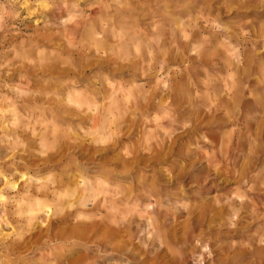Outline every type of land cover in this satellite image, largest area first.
Here are the masks:
<instances>
[{
	"label": "rangeland",
	"instance_id": "374dc122",
	"mask_svg": "<svg viewBox=\"0 0 264 264\" xmlns=\"http://www.w3.org/2000/svg\"><path fill=\"white\" fill-rule=\"evenodd\" d=\"M262 241L264 0H0V264Z\"/></svg>",
	"mask_w": 264,
	"mask_h": 264
},
{
	"label": "bare ground",
	"instance_id": "6f19581e",
	"mask_svg": "<svg viewBox=\"0 0 264 264\" xmlns=\"http://www.w3.org/2000/svg\"><path fill=\"white\" fill-rule=\"evenodd\" d=\"M76 102H77V105H78V106H82V103H83V102H81L80 99H77ZM93 102H94V101H93ZM95 105H96V104H95ZM88 107H89L91 110H97V109H99V108H97V105H96V106H94V105L91 106L90 104H88ZM99 107H100V105H99ZM100 109H101V108H100ZM97 112H98V111H96V113H97ZM99 113H100V112H99ZM92 114H93V113H92ZM102 139H103V138H102ZM80 183H81V182H80ZM78 190H79V189H78ZM94 194H95V193H94ZM85 196H86V195L83 194L82 197L84 198ZM86 197H87V196H86ZM86 197H85V198H86ZM79 198H81V197H79ZM42 209H44V206H41V207H40V210H42ZM49 209H51V207H50ZM49 209H48V210H49ZM49 211H50V210H49ZM44 213H47V215H48L49 212L46 211V210H44Z\"/></svg>",
	"mask_w": 264,
	"mask_h": 264
},
{
	"label": "clouds",
	"instance_id": "9594fccd",
	"mask_svg": "<svg viewBox=\"0 0 264 264\" xmlns=\"http://www.w3.org/2000/svg\"><path fill=\"white\" fill-rule=\"evenodd\" d=\"M262 243H264V241H262Z\"/></svg>",
	"mask_w": 264,
	"mask_h": 264
}]
</instances>
